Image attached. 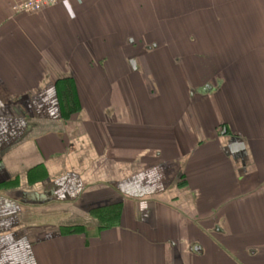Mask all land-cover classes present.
Masks as SVG:
<instances>
[{"label": "crops", "instance_id": "0c3cea01", "mask_svg": "<svg viewBox=\"0 0 264 264\" xmlns=\"http://www.w3.org/2000/svg\"><path fill=\"white\" fill-rule=\"evenodd\" d=\"M17 1L0 264H264V0Z\"/></svg>", "mask_w": 264, "mask_h": 264}, {"label": "built area", "instance_id": "2783aa9c", "mask_svg": "<svg viewBox=\"0 0 264 264\" xmlns=\"http://www.w3.org/2000/svg\"><path fill=\"white\" fill-rule=\"evenodd\" d=\"M71 0H19L12 6L15 14H36Z\"/></svg>", "mask_w": 264, "mask_h": 264}, {"label": "water", "instance_id": "95a60500", "mask_svg": "<svg viewBox=\"0 0 264 264\" xmlns=\"http://www.w3.org/2000/svg\"><path fill=\"white\" fill-rule=\"evenodd\" d=\"M245 149V146L243 143H237V142H233L230 146H229V150L231 153H237L240 152L242 150Z\"/></svg>", "mask_w": 264, "mask_h": 264}, {"label": "trees", "instance_id": "16d2710c", "mask_svg": "<svg viewBox=\"0 0 264 264\" xmlns=\"http://www.w3.org/2000/svg\"><path fill=\"white\" fill-rule=\"evenodd\" d=\"M63 232L64 234H77V233H81L82 229H80V227H76V228H68V227H64L63 228Z\"/></svg>", "mask_w": 264, "mask_h": 264}, {"label": "rangeland", "instance_id": "374dc122", "mask_svg": "<svg viewBox=\"0 0 264 264\" xmlns=\"http://www.w3.org/2000/svg\"><path fill=\"white\" fill-rule=\"evenodd\" d=\"M172 47L174 48V51H175V50H178V45H172ZM175 62L177 63V65H179V62L182 63V61H179V60H176ZM209 87H211V86H209ZM195 90H196V88H192V89H191V95L194 94V95H193V98H194V97L196 96V94L198 93V92L196 93ZM168 94H169V93H168ZM168 94H167V95H168ZM172 95H175L174 92H172Z\"/></svg>", "mask_w": 264, "mask_h": 264}]
</instances>
